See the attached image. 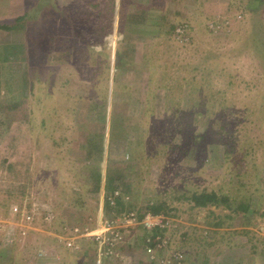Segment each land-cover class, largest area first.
Segmentation results:
<instances>
[{"label":"rangeland","instance_id":"obj_1","mask_svg":"<svg viewBox=\"0 0 264 264\" xmlns=\"http://www.w3.org/2000/svg\"><path fill=\"white\" fill-rule=\"evenodd\" d=\"M57 1L65 20L0 31V264H264V0Z\"/></svg>","mask_w":264,"mask_h":264},{"label":"trees","instance_id":"obj_2","mask_svg":"<svg viewBox=\"0 0 264 264\" xmlns=\"http://www.w3.org/2000/svg\"><path fill=\"white\" fill-rule=\"evenodd\" d=\"M53 1V2H52ZM263 0H231L230 4L232 7H234L235 10H241V12L249 13L250 16L258 17L256 14L260 13V10L262 9ZM9 6L13 7L15 3L10 1ZM62 7V6H61ZM22 13L20 15L14 14V17H11V19H1L0 21V31L6 32L8 35H16L19 32L30 34L29 31H26L28 27H32V24L36 23L37 28H40L42 25V22H45L46 20L53 19L56 15H60L63 20L67 18L66 10L65 8H59L58 1L57 0H29L28 3L25 5H22L21 7ZM27 25V26H25ZM246 27V26H243ZM26 29V30H25ZM26 35V34H25ZM14 44V43H13ZM20 45V44H19ZM8 53V57H12L16 59L17 54L19 51L14 46H11L10 50L6 51ZM30 52V51H28ZM7 58H1L0 61H5ZM35 73H37L36 70H34ZM32 71V72H34ZM40 79V78H37ZM42 88V86H31L30 92L31 95H34L33 93L36 91H39ZM49 89V88H48ZM20 104H16L14 107H18ZM26 125H29V119H26L25 122ZM15 130V129H14ZM21 133L18 131V133L14 134V131L12 133H9L7 139H12L13 143L16 144V140L14 138L20 137ZM13 137V138H12ZM21 138V137H20ZM24 137V140H28L29 138ZM23 139V138H21ZM113 182V179H111ZM110 180V182H111ZM187 198V197H186ZM189 201L193 203V206L195 208H206L209 205L216 206L220 203H227L229 200L225 196H219L215 192L207 193L205 191L202 192H193L190 194ZM150 210V209H149ZM149 210H145L146 212ZM236 211H248L250 210L251 215H255L257 213V209L250 208L249 206H246L244 204H239L236 208ZM163 211V206L160 205L157 210L153 212V214ZM146 212L142 213L140 216H143Z\"/></svg>","mask_w":264,"mask_h":264},{"label":"built area","instance_id":"obj_3","mask_svg":"<svg viewBox=\"0 0 264 264\" xmlns=\"http://www.w3.org/2000/svg\"><path fill=\"white\" fill-rule=\"evenodd\" d=\"M13 212L14 213H17L18 210L16 208H13ZM27 219L30 218V216H25ZM128 221L126 222H129L130 224L132 222H135L136 221V216L135 214H131L130 216L127 217ZM143 226L145 228L146 231H151V230H160V229H163V228H167L169 227L168 226V222H164V220H162L161 217L159 216H153L152 214H146L145 217H144V220H143ZM161 231V230H160ZM101 236H99V238L97 239L98 242H102V243H105V239L102 238V241H101ZM121 239V238H119ZM115 243V242H114ZM147 243H149V240L147 241ZM150 244V243H149ZM68 246H71V244H69ZM150 251V250H149ZM150 253V252H149ZM151 260H154V258H151ZM170 259V257L166 258V260L164 261L165 264H169L170 261H168ZM176 261H180V256H175L174 258ZM174 260V262H175ZM173 262V263H174Z\"/></svg>","mask_w":264,"mask_h":264},{"label":"crops","instance_id":"obj_4","mask_svg":"<svg viewBox=\"0 0 264 264\" xmlns=\"http://www.w3.org/2000/svg\"><path fill=\"white\" fill-rule=\"evenodd\" d=\"M135 4H136V8H138V11H140V12H143V10H144V5L143 4H137L136 2H135ZM139 5V6H138ZM235 10V9H234ZM235 14H242V15H246L247 13L246 12H241V10H237L236 11V13ZM250 16V15H249ZM147 17L149 18V15H147ZM252 17V16H251ZM243 18V17H242ZM235 19V18H234ZM236 20V19H235ZM29 213H31V211L29 212ZM21 217H23V215L21 216ZM23 241H25V240H23ZM21 242H22V240H21ZM98 243H102V242H98ZM103 244V243H102ZM46 252H43V250L41 249V250H39L37 253H36V255L34 254L33 256H25V259H24V261H28L29 262V264H42V262H45V261H47V258H46ZM83 257V255H81L80 256V258H82ZM117 257V256H116ZM24 258V257H23ZM53 258V256H51L50 257V259H52ZM56 258L58 259V255L56 256ZM79 258V259H80ZM79 259H76V260H79ZM106 261H108V260H106ZM105 261V262H106ZM145 261L148 263V264H151L152 263V260H150V259H148L147 257H146V259H145ZM35 262H38V263H35Z\"/></svg>","mask_w":264,"mask_h":264}]
</instances>
